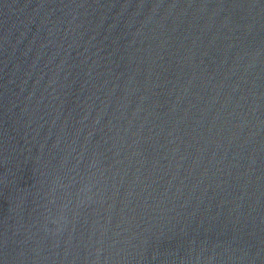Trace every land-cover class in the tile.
Instances as JSON below:
<instances>
[{
    "label": "water",
    "instance_id": "95a60500",
    "mask_svg": "<svg viewBox=\"0 0 264 264\" xmlns=\"http://www.w3.org/2000/svg\"><path fill=\"white\" fill-rule=\"evenodd\" d=\"M0 264H264V0H0Z\"/></svg>",
    "mask_w": 264,
    "mask_h": 264
}]
</instances>
